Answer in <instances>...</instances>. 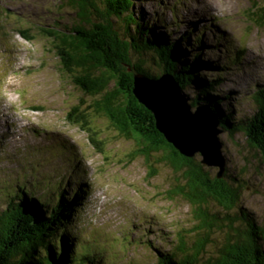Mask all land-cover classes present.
<instances>
[{"label":"rangeland","instance_id":"374dc122","mask_svg":"<svg viewBox=\"0 0 264 264\" xmlns=\"http://www.w3.org/2000/svg\"><path fill=\"white\" fill-rule=\"evenodd\" d=\"M105 6L104 0L85 6L83 26L100 22ZM263 9L264 0H133L130 12L151 26L150 34L171 41L188 35L182 63L199 53L200 76L219 77L217 94L228 98L216 108L241 125L256 112L255 93L264 87V23L258 21ZM77 10L71 0H0V208L7 191L17 193L16 186L51 202L58 193L72 202L79 188L82 195L67 227L71 247L92 246L103 264H148L156 252L171 249L176 230L193 226L191 207L180 197L167 198L180 174L160 162L162 154H150L148 161L137 156L135 142L94 113L98 98L77 89L60 67L55 43L43 29L72 32L81 18ZM110 22L124 32V21ZM131 58L142 62L152 79L164 75L152 52H131ZM180 92L189 104L202 102L191 85ZM75 107L91 112L88 128L98 134L100 147L70 122ZM222 131L226 180L242 186L239 205L264 230V162L246 146L241 131ZM204 169L217 174L216 168ZM211 211L223 213L215 206ZM222 240L214 233L206 254L215 253Z\"/></svg>","mask_w":264,"mask_h":264},{"label":"trees","instance_id":"16d2710c","mask_svg":"<svg viewBox=\"0 0 264 264\" xmlns=\"http://www.w3.org/2000/svg\"><path fill=\"white\" fill-rule=\"evenodd\" d=\"M87 1V4L84 3ZM81 15L79 25L72 32L44 30L52 39L60 67L71 75V82L84 94L94 99V113L101 114L109 125L124 139L135 142L137 156L148 161L150 154L161 153V163L173 173L180 174L173 188L167 192L172 200L180 197L191 207L193 226L176 230L171 249L156 252L155 260L148 264H264V230L254 216L239 205L241 185L233 187L224 174L220 179L211 175L197 161L179 155L156 131L152 115L132 95V76L142 74L148 78L140 61H132L131 52H152L162 65V73L170 74L181 89L191 85L197 90V100L220 121V128L233 134L241 131L246 146L264 162V87L255 93L257 110L241 125L232 121L231 113L216 107L227 97H219L216 87L220 78L206 81L200 76L199 53L194 52L192 62L182 63L188 35L171 41L150 34L151 26L135 18L130 10L133 0H104V18L85 28V6L93 0H71ZM258 17L264 23V9ZM125 22L124 32L113 29L110 19ZM87 19V17H86ZM131 25V31L128 26ZM146 26V27H145ZM202 36L195 37L198 46ZM203 67L210 68L208 65ZM112 85V88L110 86ZM75 107L69 116L71 123L81 126L90 135L93 145L101 146L98 135L91 127V112ZM79 113L75 116V113ZM100 136V135H99ZM149 166L150 164L146 162ZM153 172L152 174H154ZM17 193L7 191L0 208V264H103L102 255L95 257L92 246L71 247L72 236L67 230L70 215L77 205L82 190H74L73 201L61 193L53 198H34L24 186H16ZM45 194V193H44ZM26 196V198H24ZM211 206L219 211L212 212ZM223 235L215 253L206 254L214 233ZM74 236V235H73ZM76 237V235H75ZM76 239V238H74ZM101 253V251H100Z\"/></svg>","mask_w":264,"mask_h":264},{"label":"water","instance_id":"95a60500","mask_svg":"<svg viewBox=\"0 0 264 264\" xmlns=\"http://www.w3.org/2000/svg\"><path fill=\"white\" fill-rule=\"evenodd\" d=\"M180 89L167 73L154 79L142 74L132 76V95L152 115L164 141L184 158L198 155L199 163L216 168V178L220 179L226 167L219 140L223 132L220 121L207 106L192 107Z\"/></svg>","mask_w":264,"mask_h":264},{"label":"bare ground","instance_id":"6f19581e","mask_svg":"<svg viewBox=\"0 0 264 264\" xmlns=\"http://www.w3.org/2000/svg\"><path fill=\"white\" fill-rule=\"evenodd\" d=\"M193 109V108H192ZM212 112V111H211ZM17 118V117H16ZM228 138V137H227Z\"/></svg>","mask_w":264,"mask_h":264}]
</instances>
